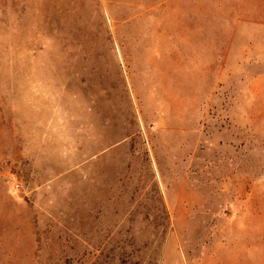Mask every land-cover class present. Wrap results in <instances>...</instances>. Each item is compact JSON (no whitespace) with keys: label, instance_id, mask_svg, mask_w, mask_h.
<instances>
[{"label":"rangeland","instance_id":"rangeland-1","mask_svg":"<svg viewBox=\"0 0 264 264\" xmlns=\"http://www.w3.org/2000/svg\"><path fill=\"white\" fill-rule=\"evenodd\" d=\"M0 264H264V0H0Z\"/></svg>","mask_w":264,"mask_h":264}]
</instances>
